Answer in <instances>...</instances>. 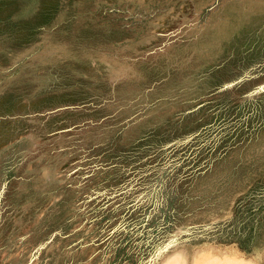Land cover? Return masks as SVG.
Here are the masks:
<instances>
[{"label": "rangeland", "instance_id": "rangeland-1", "mask_svg": "<svg viewBox=\"0 0 264 264\" xmlns=\"http://www.w3.org/2000/svg\"><path fill=\"white\" fill-rule=\"evenodd\" d=\"M0 264H264V0H0Z\"/></svg>", "mask_w": 264, "mask_h": 264}, {"label": "snow or ice", "instance_id": "snow-or-ice-1", "mask_svg": "<svg viewBox=\"0 0 264 264\" xmlns=\"http://www.w3.org/2000/svg\"><path fill=\"white\" fill-rule=\"evenodd\" d=\"M199 230L202 231L203 228L201 227ZM196 232H197V226H193L192 229H190L188 232L182 234V236L176 237V241L178 242L182 238H187V239L191 240L194 238V233H196ZM170 247H171V244L161 242L158 246H156V252L159 253L161 251H167L170 249Z\"/></svg>", "mask_w": 264, "mask_h": 264}]
</instances>
